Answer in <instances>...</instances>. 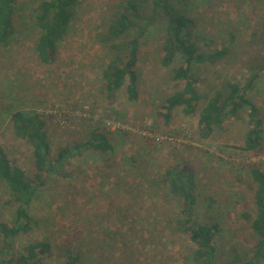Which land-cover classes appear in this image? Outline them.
<instances>
[{
  "label": "rangeland",
  "instance_id": "rangeland-1",
  "mask_svg": "<svg viewBox=\"0 0 264 264\" xmlns=\"http://www.w3.org/2000/svg\"><path fill=\"white\" fill-rule=\"evenodd\" d=\"M41 0H19L16 33L0 46V144L13 162L36 174L33 148L16 135L11 112L41 114L49 130L52 152L90 140L104 129L113 149H85L50 171L38 187L30 213L31 231L14 240L25 252L31 242L47 241V264H65L66 248L81 255V264H196V244L178 226L182 198L172 193L168 172L187 167L194 173L197 217L217 223L215 242L221 264L253 256L257 235L246 214H256V182L251 164L264 169V123L258 149L246 151L241 119L227 118L209 138L199 133L203 107L227 80L244 83L260 71L250 97L264 121V0H170L197 21L191 38L203 53L226 48L217 61L193 66L203 95L194 114L177 108L168 122L162 112L176 89L172 68L162 64L168 18L145 0L131 38L141 28L139 98L131 100L127 84L113 94L105 89L104 71L126 60L107 36L108 27L126 0H75L68 37L57 58L41 62L36 51L40 29L35 14ZM127 54V52H125ZM184 81H181V85ZM11 195L0 181V221L12 219ZM256 264H264L258 261Z\"/></svg>",
  "mask_w": 264,
  "mask_h": 264
},
{
  "label": "trees",
  "instance_id": "trees-1",
  "mask_svg": "<svg viewBox=\"0 0 264 264\" xmlns=\"http://www.w3.org/2000/svg\"><path fill=\"white\" fill-rule=\"evenodd\" d=\"M145 0H126L121 2L114 19L108 27L107 36L113 40H122L123 44L114 47L125 48L126 60L122 64L112 62L104 71L105 89L113 94L127 84L128 97L131 100L139 98V60L140 38L144 33L141 28L131 38H126L138 23L141 9ZM156 8H162L168 18L167 35L163 44L162 64L169 67L180 58V64L172 68L177 89L167 96L163 103L166 121L170 122L173 112L183 108L184 113L194 114L203 95L196 83L198 78L192 73L195 64L207 61H217L226 55V48L208 54L197 47L193 38L197 21L188 11L174 6L170 0H152ZM188 3L190 0H181ZM19 0H0V46H8L16 33V17ZM75 0H41L35 14V23L40 29L36 43V51L41 62L50 64L57 58L58 45L69 34V27L74 16ZM264 70V59L262 61ZM260 71L255 70L250 79L244 83L237 80H227L219 86L203 107L199 118V133L209 138L216 127H221L227 118L241 119L246 113L251 128L245 135L246 151L260 147L263 134V116L261 109L250 97ZM181 81L184 84L181 85ZM11 121L17 136L25 138L33 148V163L36 174L31 177L27 170L13 162L8 152L0 144V181L8 188L14 206L12 219L0 221V264H47L46 256L51 252V244L47 241L31 242L25 252L16 253L14 240L22 234L31 231L34 218L30 207L36 196L38 187L44 183L48 173L72 155L82 153L85 149H95L107 152L113 149L104 129L96 127L90 140L66 146L60 149L57 156L53 155L49 130L45 118L36 112L16 109L11 112ZM251 175L256 182L255 201L256 214L251 218L252 228L257 235V243L253 256L236 264H256L264 260V169L257 163L250 166ZM169 186L172 193L182 198V206L178 215L179 229L186 233L196 244L192 259L196 264H221L217 257L215 242L217 223L200 221L197 217L198 196L194 173L183 166L170 170L168 173ZM65 264H81V255L71 247L66 248Z\"/></svg>",
  "mask_w": 264,
  "mask_h": 264
}]
</instances>
